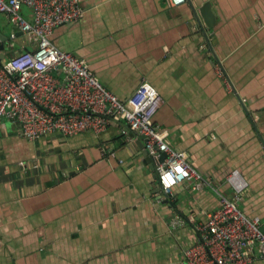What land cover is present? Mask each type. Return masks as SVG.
<instances>
[{
  "label": "crops",
  "instance_id": "obj_1",
  "mask_svg": "<svg viewBox=\"0 0 264 264\" xmlns=\"http://www.w3.org/2000/svg\"><path fill=\"white\" fill-rule=\"evenodd\" d=\"M80 3L82 18L57 28L52 43L84 60L121 100L151 84L163 100L155 125L207 184L185 181L172 192L174 205L167 202L156 158L148 161L146 141L124 122L98 135L29 141L4 119L0 264H181L183 250L200 241L199 223L220 209V194L236 196L233 172L246 184L239 208L264 233V0ZM205 4L216 18L211 29L203 23L208 37L192 10ZM0 34L7 64L35 50L2 14Z\"/></svg>",
  "mask_w": 264,
  "mask_h": 264
},
{
  "label": "built area",
  "instance_id": "obj_2",
  "mask_svg": "<svg viewBox=\"0 0 264 264\" xmlns=\"http://www.w3.org/2000/svg\"><path fill=\"white\" fill-rule=\"evenodd\" d=\"M170 1L180 7L187 0ZM25 8L32 19L24 15ZM0 14L36 45L34 51L14 57L9 69L0 61V122L7 119L18 125L19 135L29 141L55 133L67 137L98 135L112 121L124 122L145 137L146 150L156 158L164 199L167 195L172 199L173 190L185 181L207 184L186 155L170 144L168 132L155 125L154 117L163 100L151 84L141 83L135 93L121 100L96 78L84 60L52 43L50 38L57 28L82 18L80 0H0ZM216 71L232 92L220 62ZM162 154L165 158L160 161ZM228 181L236 196L230 199L220 194V209L209 213L207 222L199 223L200 241L183 250L181 264H253L256 258H264L260 221L239 208L246 184L238 172Z\"/></svg>",
  "mask_w": 264,
  "mask_h": 264
},
{
  "label": "water",
  "instance_id": "obj_3",
  "mask_svg": "<svg viewBox=\"0 0 264 264\" xmlns=\"http://www.w3.org/2000/svg\"><path fill=\"white\" fill-rule=\"evenodd\" d=\"M192 10H193L195 21L200 26V29L203 30L204 35L206 37H208L204 28H203L204 27L203 23L209 29L213 28L216 25V18H215V15L211 9V6L209 4H205L204 6H202L200 8H197L196 6H192ZM7 42H8V38L6 36H3L2 34H0V59L2 60V65L5 68L9 69V64L6 63V61H7L6 55L2 53V51L5 48V44ZM111 123L114 124V123H118V122L112 121ZM142 138L144 139V141H146L145 137L142 136ZM143 154H144V156H146L148 158V161L151 160V158H150L151 156L147 150ZM164 158H165V155L162 154L159 159H160V161H163ZM156 178L158 179L157 173H156ZM158 191L161 192L160 185H159ZM170 196L171 195L166 196L165 200H167V202L171 201Z\"/></svg>",
  "mask_w": 264,
  "mask_h": 264
},
{
  "label": "trees",
  "instance_id": "obj_4",
  "mask_svg": "<svg viewBox=\"0 0 264 264\" xmlns=\"http://www.w3.org/2000/svg\"><path fill=\"white\" fill-rule=\"evenodd\" d=\"M46 136H48V135H46ZM22 137V136H21ZM45 137V136H44ZM23 138V137H22ZM169 203H171L172 205H174V202H172V201H170Z\"/></svg>",
  "mask_w": 264,
  "mask_h": 264
}]
</instances>
